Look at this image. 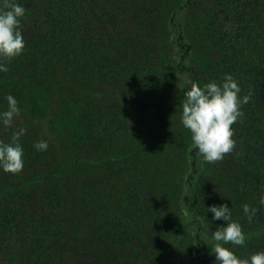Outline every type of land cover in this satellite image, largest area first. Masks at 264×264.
<instances>
[{"label":"trees","instance_id":"trees-1","mask_svg":"<svg viewBox=\"0 0 264 264\" xmlns=\"http://www.w3.org/2000/svg\"><path fill=\"white\" fill-rule=\"evenodd\" d=\"M145 1L0 0V9L19 3L26 10L22 54L0 61L8 69L0 72V112L8 95L20 108L11 126L0 124V141L11 143L22 132L24 159L19 173L0 170V264H144L157 258L149 249L155 238L171 236L181 193L169 175L172 158L154 162L137 148L132 130L140 113H128L120 98L157 60L145 25H137L138 6L149 10ZM206 2L197 26L205 25L217 60L184 66L193 45L179 43L178 68L201 86L230 74L239 97H248L231 126L232 152L208 163L192 145L184 150L191 167V256L213 264L205 233L211 238L227 222L211 221L210 205L227 204L245 234L244 245L223 246L242 259L264 251V0ZM32 121L65 139V161L57 154L47 158L45 148L32 156L31 140L42 138L24 133ZM111 155L131 160L121 167L109 162ZM166 177L171 180L164 184ZM245 204L256 209L251 219Z\"/></svg>","mask_w":264,"mask_h":264},{"label":"rangeland","instance_id":"rangeland-1","mask_svg":"<svg viewBox=\"0 0 264 264\" xmlns=\"http://www.w3.org/2000/svg\"><path fill=\"white\" fill-rule=\"evenodd\" d=\"M193 1L195 2L193 8L189 6V0H147L145 2L146 7L149 5V10H146L142 4L138 6L140 18L137 25H145L144 39L157 60L148 69L150 73L139 82L137 87L134 85L130 91H122L120 96L124 109L128 113L133 111L136 114L140 113L137 125L132 130L137 148H140L143 154L150 155V160L154 162L163 163L167 156L172 158L169 175L181 189L177 201L174 230L169 238L161 236L155 238L149 249L150 253L155 254L157 258L151 261L149 257L144 260V264H202L200 260H194L191 256L194 245L191 225L192 190L187 183L191 167L190 158L184 150L186 144L192 145V142L189 131L180 124L181 105L185 99L184 91L195 81L188 70L181 71L178 68L182 61V49L179 43L187 42L193 45L189 58L183 61L184 66L215 61L218 55L206 34L205 25H201L200 28L197 26L198 20H202L206 15L207 2L206 0ZM110 89L109 87L107 92ZM132 116L135 119V115L132 114ZM25 123L24 133L33 137H47L48 146L45 148L47 158L53 154L60 157V162L68 158L64 157L68 153L64 138L49 136L50 131L43 123L35 121ZM177 137L182 140L178 141ZM36 140H31L30 144L35 145ZM37 151L39 149L36 146L32 156ZM113 155L109 156V162H117L121 167L124 166L123 161L131 160V157L115 160ZM134 161L136 162V159ZM129 163L133 164L129 165L130 167L135 165L132 162ZM61 164L63 163L57 162L55 167ZM136 171L138 175V170ZM171 178L166 177L162 180L166 184ZM205 237L211 242L210 236L206 233ZM136 253V251H126V254L131 256Z\"/></svg>","mask_w":264,"mask_h":264},{"label":"clouds","instance_id":"clouds-1","mask_svg":"<svg viewBox=\"0 0 264 264\" xmlns=\"http://www.w3.org/2000/svg\"><path fill=\"white\" fill-rule=\"evenodd\" d=\"M6 10L0 9V61L11 59L22 54L25 43L20 30L21 18L25 8L19 3H8ZM6 65L0 62V72H6ZM241 89L230 74H225L222 83L210 81L203 86L192 83L184 91L180 124L189 131L192 148L202 157L203 161L213 163L222 160L225 154L233 151L235 140L232 138V125L241 113V105L247 103L248 97H239ZM7 110L0 112V124L5 127L12 125L20 114L18 101L12 95L5 98ZM22 132L14 133L11 143L0 141V170L16 174L24 167L23 147L18 142ZM38 149L48 146L47 138L35 141ZM259 203L264 205V194ZM208 212L212 213L211 221L222 220L226 225L212 231L211 255L213 264H264V251L252 254L249 258H239L232 250L223 246L231 243L234 246L245 244V234L241 225L231 218L230 207L227 204L210 205ZM245 215L251 219L256 209L245 204Z\"/></svg>","mask_w":264,"mask_h":264}]
</instances>
